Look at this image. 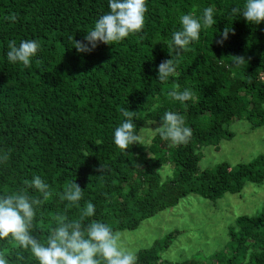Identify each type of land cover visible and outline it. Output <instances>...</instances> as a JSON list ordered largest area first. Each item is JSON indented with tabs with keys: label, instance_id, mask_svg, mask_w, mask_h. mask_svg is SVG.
Segmentation results:
<instances>
[{
	"label": "trees",
	"instance_id": "obj_1",
	"mask_svg": "<svg viewBox=\"0 0 264 264\" xmlns=\"http://www.w3.org/2000/svg\"><path fill=\"white\" fill-rule=\"evenodd\" d=\"M245 0H146L145 24L112 45L99 43L91 53H78L74 40H83L103 14L108 0H0V195L25 187L41 177L50 195L39 207L34 235L45 242L53 217L78 218L86 203L95 206L88 221L107 223L114 231L133 229L156 212L193 193L213 202L224 192H239L245 182L264 179V156L229 166L225 162L198 169L199 146L216 145L231 133L233 119H245L264 130V22L248 23L233 14ZM214 9L216 24L201 28L199 40L180 56L177 74L158 80V65L173 59L172 35L181 30L180 17ZM15 17V19H13ZM224 28L227 40L216 43ZM73 38V39H70ZM35 40L40 44L30 66L7 59L8 43ZM232 56L247 63L235 66ZM250 58V59H249ZM39 61V62H37ZM191 89L194 98L176 101L168 92ZM135 111L134 132L146 123L160 126L166 111L184 116L192 129L187 143L173 145L152 134L122 150L114 130ZM102 172L96 171L99 166ZM139 165L140 167H137ZM168 165L163 180L159 168ZM84 192L76 206L62 200L68 184ZM29 195L43 199L34 188ZM227 242L207 262L196 256L167 262L160 259L177 231L136 251V264H264V209L256 215H238L227 228ZM38 264L30 251L11 237L0 239V253L9 264Z\"/></svg>",
	"mask_w": 264,
	"mask_h": 264
},
{
	"label": "clouds",
	"instance_id": "obj_2",
	"mask_svg": "<svg viewBox=\"0 0 264 264\" xmlns=\"http://www.w3.org/2000/svg\"><path fill=\"white\" fill-rule=\"evenodd\" d=\"M110 11L100 16L93 29L88 31L83 40H74V48L78 53H91L99 43L112 45L130 34L139 33L145 24L147 11L146 0H108ZM233 14L243 17L248 23L264 22V0H245L243 9L233 8ZM15 19V17H13ZM181 30L172 35L170 59L161 61L158 65V80L165 81L177 74L180 56L187 46L199 40L201 28L216 24L214 9L207 7L200 17L195 14H184L180 17ZM232 28H224L216 43L220 46L227 40ZM40 48L35 40H22L19 45L15 40L8 43L7 59L12 63H22L30 66L31 58ZM233 64L239 66L247 63L243 56H232ZM250 59V58H249ZM39 62V61H37ZM168 96L176 101L185 102L194 98L191 89L179 90V86L169 91ZM126 118L114 130V143L122 150L129 145L138 144V137L133 122L135 111L121 109ZM155 123L151 121L148 124ZM163 140H170L173 145L187 143L192 136V129L185 126V118L181 114L166 111L159 127L152 130ZM10 149L0 153V162L9 159ZM140 167L139 165H136ZM96 171L102 172L100 165ZM25 187L0 195V239L11 237L21 250L30 251L38 264H136L137 254L123 246L122 234L114 231L107 223L88 218L95 215V206L88 202L78 218H70L66 212L56 214L53 219L55 227L49 229L45 242L34 235V220L39 207L47 200L50 192L49 185L35 176L24 182ZM34 188L43 194V199L29 195L27 189ZM84 192L74 181L69 183L61 199L69 202L70 206L78 205ZM24 260L21 252H17V264ZM0 264H9L3 253H0Z\"/></svg>",
	"mask_w": 264,
	"mask_h": 264
},
{
	"label": "rangeland",
	"instance_id": "obj_3",
	"mask_svg": "<svg viewBox=\"0 0 264 264\" xmlns=\"http://www.w3.org/2000/svg\"><path fill=\"white\" fill-rule=\"evenodd\" d=\"M146 122L138 132L146 145L158 124ZM225 128L230 137L220 138L216 145L199 146L198 169L225 162L229 166L247 163L256 155L264 156V130L251 127L245 119H233ZM161 180L169 175L168 165L158 170ZM264 209V179L259 183L245 182L239 192H224L213 202L190 193L176 204L141 220L133 229L115 230L122 234V243L136 252L158 242L163 235L177 231L168 246L160 251V259L177 262L196 256L207 262L209 256L227 242V228L238 215H256Z\"/></svg>",
	"mask_w": 264,
	"mask_h": 264
}]
</instances>
